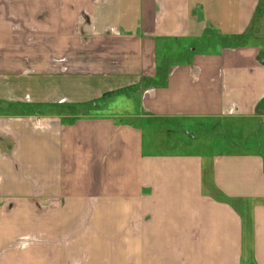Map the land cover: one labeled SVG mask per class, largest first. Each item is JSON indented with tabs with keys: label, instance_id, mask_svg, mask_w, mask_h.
<instances>
[{
	"label": "crops",
	"instance_id": "1",
	"mask_svg": "<svg viewBox=\"0 0 264 264\" xmlns=\"http://www.w3.org/2000/svg\"><path fill=\"white\" fill-rule=\"evenodd\" d=\"M261 7L0 0V264H264Z\"/></svg>",
	"mask_w": 264,
	"mask_h": 264
},
{
	"label": "rangeland",
	"instance_id": "2",
	"mask_svg": "<svg viewBox=\"0 0 264 264\" xmlns=\"http://www.w3.org/2000/svg\"><path fill=\"white\" fill-rule=\"evenodd\" d=\"M264 12V7H261L258 11L256 18H258V23L261 22V16ZM260 16V17H259ZM257 21V19H256ZM257 24V22H256ZM69 95V94H68ZM218 124L212 123H203L194 121L189 123H181L180 128L183 127L185 130L182 134L183 138L185 139L184 142L192 143L197 146L199 149L203 150H212L213 148L227 146L228 148L230 145H239V146H246L249 150H260L264 152V128H253L251 132H243L242 134H236V131L241 133L243 130L236 127L235 124H223L221 122V126H217ZM226 128L228 132H233L234 134L230 133H223L221 130ZM244 134H247L246 136ZM178 138H181L178 136ZM192 138H194L192 140ZM211 138V139H209ZM150 139V129L144 131V140L149 141ZM206 139V140H205ZM208 141L207 146H203L201 141ZM170 142L167 139H164L162 144L158 147L156 146V150L165 149L167 145L166 143ZM206 143V142H205ZM205 148V149H204Z\"/></svg>",
	"mask_w": 264,
	"mask_h": 264
}]
</instances>
